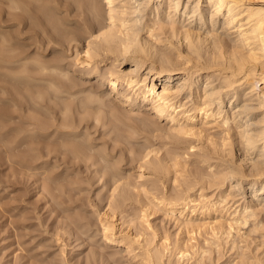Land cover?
Here are the masks:
<instances>
[{
    "label": "bare ground",
    "instance_id": "bare-ground-1",
    "mask_svg": "<svg viewBox=\"0 0 264 264\" xmlns=\"http://www.w3.org/2000/svg\"><path fill=\"white\" fill-rule=\"evenodd\" d=\"M63 11L66 17H57ZM53 15H57V18ZM73 21L81 24L82 34H79L80 29L79 33L74 30L75 26L68 28ZM14 27L19 29L18 36L24 34L25 28L31 30L35 35L34 42L38 44L48 41L65 46L86 40L83 59H76V65H79L77 70L81 79L95 78L97 81L87 91L82 87L84 83H77L74 75L70 77V71L64 69L61 58L56 57L45 63L35 58L36 55L35 59L30 60L24 49L13 47L17 43L14 41L17 34L15 37L2 32L0 68L5 66L3 62L14 66L25 60V69L20 71L28 76L20 73L22 83L19 84L24 89L33 90L31 97L25 100L16 88L8 89L13 97L12 105L20 110L16 132L11 135L14 136L15 146L12 148L9 144L13 152H8L12 153V162L18 169L31 176L44 170L42 173L45 176L54 178L52 172L55 171L51 172V167L45 169L40 165L53 159L75 168L80 162L86 165L91 162L89 169L99 164L98 160L94 161V152L78 138L82 123H88V120L92 122V117L97 122L101 121V115H104L102 111L107 113L105 118H114L117 123L122 121L128 128L131 126L127 141H132L135 134L137 138L144 133V137L150 139L149 134L162 133L164 127H161V122L165 120L167 130L163 136L171 140L169 145L174 144V150L170 149L172 146L167 147V151L168 148L173 151L165 152L169 158L168 154H171V162L174 163L171 168H185L189 162L183 165L185 155L195 158V164H198L196 172H191V180L179 181L181 175L178 173L177 179L175 175L172 176L176 186L171 195V192L153 186L149 202L142 205L144 213H141L140 221L145 223V230L152 234L149 240L146 232L135 235L131 234L132 229H127V232L131 231L129 234L118 235L116 210L130 203V188L139 187L117 172L120 168L118 160L117 163L110 162L113 165L105 166L107 170L103 168L101 173L103 177L108 174L102 186H110L111 192L109 196L106 195L108 209L101 220L105 242L125 246L132 253L137 249L136 244H140V236H146V241L142 239L146 243L141 242L144 245L142 253L138 255L144 264H167L165 258H168V264H194L191 260L198 256L208 259V264H224L220 260L226 246L229 251L239 252L238 256L233 255L238 257L236 262L232 260L230 264H264V240L258 242L264 239V0H0V30ZM26 60L32 61V64L29 65ZM103 63H107L104 68ZM123 66L127 69H122ZM74 68L72 70H76ZM105 86L107 90H104ZM47 88H56V94L49 96ZM4 89L7 90L6 85ZM63 93L66 94L65 100L53 105L52 100ZM79 94L83 97L85 94L84 100L82 97L78 101ZM117 102L125 108L123 112L121 108L118 111ZM59 106L60 118L55 111ZM143 108L152 112L155 121L146 116V119L131 118L127 113L132 114L137 109L140 113ZM82 111L85 116L78 118V121L74 113ZM124 119L135 122V125L133 122L125 123ZM126 130L124 128L128 133ZM7 135L9 133L5 132L0 139L3 145L11 139ZM54 135L61 140L62 143L58 141L61 148L54 147L57 144V139L55 143L52 139ZM40 141L48 143L44 145L41 142L44 145L41 146ZM150 143L144 146L140 143L141 149L130 147L134 153L133 159L140 164V179L145 176L143 171L146 166L152 170V174L159 175L170 166L169 158L160 157L161 154L156 156L159 146L155 147L157 150L153 148L155 139L153 144ZM77 167H81V164ZM148 168L146 170L149 171ZM109 173L112 174L110 177ZM146 178L141 180L142 187L144 181H149ZM151 209L162 211L165 218L170 220L167 221L175 223L179 231L178 234L174 233L175 239L170 237L175 236L171 233L160 238L162 234L159 229L154 228L153 221H149L148 212ZM140 227L142 230V224ZM199 237L203 238V243ZM216 253L218 258H215ZM195 264H199V261Z\"/></svg>",
    "mask_w": 264,
    "mask_h": 264
},
{
    "label": "rangeland",
    "instance_id": "rangeland-1",
    "mask_svg": "<svg viewBox=\"0 0 264 264\" xmlns=\"http://www.w3.org/2000/svg\"><path fill=\"white\" fill-rule=\"evenodd\" d=\"M51 6H53V4H51ZM50 13H51V11L49 10V14ZM62 13H64V11ZM62 13H59L60 16L59 15L58 16L56 15V16L59 18H63V16L66 17V14L64 13L65 14L64 15ZM52 14H50V15H52ZM53 16H55V15H53ZM74 24H76V25H74ZM80 25H81L80 23L77 24L73 21L72 26L68 27V28L71 29V28H73V26H75L74 30L76 29V31L79 33V31L82 28ZM76 26H78V27H76ZM3 31L5 33H11L14 36L17 34L16 35L17 37L15 36L16 38L14 40L17 43L13 47H15V48L19 47V49L22 51L24 49L26 54H28L30 56V58H31L30 60L38 57L39 58V59L37 58L38 60H40L42 62L44 60L45 63H48V62H50V60L52 61L56 57H59L62 60V65H63L64 69L65 70L67 69L68 71H70L69 72V75H71L70 77H72V75H74L73 78L77 83L79 82V84H81V85H82V83H84V85L82 86L84 89H86L88 91L90 89L88 87L93 88L94 85L96 84L97 81L95 80V78H91L89 80L88 79L84 80L83 78L81 79V75L77 70L79 65H76L77 64L76 59L82 58V55L84 54L83 52H84L85 48L87 47V43H86L87 41L86 40H82L81 42H79L80 45L78 43L73 42L70 45L67 44L65 46H61L58 44H54L53 42H50L51 43L50 44L48 41H46L45 44H41V43L38 44L39 42L38 43L34 42V41H36V39H34L35 35H32V33L30 32L31 30H28V28H25L23 30L24 34L20 35V36H18L19 29L17 27L7 28L6 30H2V31L0 30V35L2 34ZM81 32H82V30L80 31L79 34H82ZM33 34H35V32H33ZM0 44H1V42H0ZM46 44H48L49 46ZM67 48L70 50H68ZM79 53H80V55L78 56ZM79 57H81V58H79ZM47 60H48V62H47ZM24 61L19 62L14 66H11L9 63L3 62L5 66L3 68H0V87H2V89L0 88L1 89L0 90V114H1V112L2 113L4 112L3 114L0 115V124H1L0 125V139L2 138V135L5 134V132L9 133V135L6 136L7 138H10V136L13 133L15 134V132H16L15 127H17V124L19 123V120H17V117L19 115L20 110H19L18 106H17V108H18L17 109L16 105H12L13 101H11V100L13 97H11L9 95L10 94L9 91L15 90V88H16V91L19 90V92H21L20 95H23L26 98V99L24 98L25 100L30 98L31 93H33L32 89H30V88L24 89L25 87H21V85L19 84V83H22L21 82L22 79H20V77H22V75L20 73H22L23 76H28V74L26 75L25 73H23V71H20V70L25 69V65L23 64V63H25ZM26 61L28 62V60H26ZM29 62H28V64L31 65L32 61H29ZM74 62H76V63H74ZM7 64L9 65V67H7L8 66ZM103 64H102L103 68L106 67L107 63H103ZM20 66H22V67H20ZM72 68L76 69L77 71L72 70ZM122 69H127V67L123 66ZM13 71H14V73H13ZM17 71L18 72L20 71V72L18 73ZM73 71H75V72H73ZM3 74H5V75H3ZM14 75H16V76H14ZM12 78L17 79V80H14ZM13 81H14V83H13ZM16 81L18 84L16 83ZM5 85H6L7 90L6 89L3 90V86L5 88ZM17 86H18V88H17ZM107 88L108 87L105 86L104 90L105 89L107 90ZM8 89H9V91H8ZM55 90H57V89L56 88H47L46 89V91H48L49 96L55 95L56 94ZM24 93H25V95H24ZM58 96L59 97L52 100L53 105L58 104V103L60 104L66 98V94H64V93L58 94ZM77 97L80 98V99L78 98L79 99L78 101H80L82 99L83 95L79 94ZM84 97H85V94H84ZM84 97L82 100H84ZM7 98H9V100ZM5 100H7L8 103ZM116 105H118L117 106L118 111L120 108H121L122 112L125 110V108L122 107L121 103L118 104V102H117ZM58 110H60V106L55 110L57 112V116L60 118L61 114ZM15 111H17V113ZM142 111L143 112L138 113L139 110L137 109L134 112H132V114L130 112H127V113H129L130 117L131 116L137 117V118L139 117L141 119H146V117H149L151 120L154 119L153 121H155V117H153V114L151 111L144 110V108L142 109ZM5 112L8 114L6 115ZM147 112H148V114H146ZM141 113H143V114H141ZM102 114L105 115L107 113L102 111ZM135 114H136V116H135ZM137 114H139L140 116L139 115L137 116ZM104 115H101V119H100L101 121H99V122L95 121L94 117H92L93 119L89 118V119H91L92 122H90L88 120V123H86V122L82 123V125L79 128L80 129L79 134L81 136H79L80 139L78 138V140H80L81 143L83 142L86 147H89V150H91L92 153L94 152L93 153L94 161L98 160V162H99V164L97 163L95 166H92V168H90V169H89V166H91L90 165L91 162L89 163V165H86L84 162L77 163V165L81 164V167H77V165H76V168H75V167H72L73 165H71V164L66 165L65 162H63V161L57 162L56 159H53L46 164L43 163L44 165L41 164L40 167H45V169L46 168L48 169L49 167H51V168H49V170L51 172L52 171L56 172V173L52 172L55 174L54 178L50 177L49 175H47L48 177L45 176V174L42 173V172H44V170H42V172L37 174V175L35 174L36 176L35 175L31 176L30 174H27V173L21 171L20 168L18 169L17 166L13 164L14 162H12L13 161L12 156H11L12 153L11 154L8 153V152H13L10 149L11 147L9 144H11L12 148H14L15 143H13V139H12L14 136H11V139H8L9 140L8 144H7L8 141L7 140L5 141V143L9 146H6L5 143H4L5 145H3V143L0 142V264H104L106 261L107 262L105 264H144L141 261L142 258L138 255H140L142 253V250H143L142 248L144 246L143 244L146 243L144 241H146V238H148V239L152 238V237H150L152 234H149V233H151L150 231L147 232V230H145V227H144L145 223H141L142 222L141 216L143 215L141 213H144L142 211L143 210L142 205L147 203V201L149 202V199H150L149 193H150V191L153 192V189L155 188V186L159 187L162 191L163 190L166 191L167 193L171 192V193H169V195H171L172 189H174L176 186L174 184L175 182L173 183V180L175 181V179H177V177H178V176H176L177 173H178V175H181L180 177H178L179 181L180 180L184 181L183 179L191 180V178L193 177L191 172L192 173L196 172L195 169L197 168L198 164L197 163L195 164V161H194L195 158L194 157H187L184 155L182 158V162L184 161L183 165L186 164L185 162L189 161L187 163V166H185V168H184V166H182V168L184 170L181 167L180 168L174 167V169L178 170V172H177V170H174L173 167L171 168V166H173V164H174L173 162H171V160H172L171 154L167 153L168 155H170V158H169V156L167 157L165 152L173 151L174 150L173 149L174 144L171 145L172 144L171 143L169 145L168 143H170L171 140H169V138H165L166 136L165 137L163 136L165 134L164 133L165 130H167V127H166L167 122L165 120H163L161 122V127H164V130L163 131L161 130L162 133H160V131L159 132L157 131L154 133V135L157 134L159 136V138L157 135H156L157 137H155L153 134H149L148 137H150V139H151V143H150L149 142L150 139H146L144 137V133L143 134L140 133L145 139L143 137L139 138L141 135L137 136V138H136V134H135V136L132 135V138H134L132 141H130L131 139L128 140L129 143L132 142L129 144L126 139L130 138L128 136L131 135L130 134L131 126L128 128V125L124 126L122 124V121H118V123H117V120H115L116 121L115 122L114 118H113V120L109 119L111 117H108V116H107L108 118H105ZM74 116L76 119H78V118L81 119L85 116V113L83 111L78 112V113L75 112ZM14 118H16V120ZM47 118H51V116L47 117ZM149 118L147 120H149ZM8 119H10L11 122L9 120V123H8L7 122ZM13 119H14V121H13ZM79 119H78V121H79ZM48 120H50V119H48ZM114 122H115V124H114ZM124 122L126 123L127 121L125 120ZM132 122L128 121L127 123L130 124ZM4 123H5V125H4ZM133 123L135 125V122H133ZM87 125H88V127H87ZM164 125H166V126H164ZM92 126L94 128H92ZM86 127L88 129H86ZM10 128H12L11 129L12 131L10 130ZM110 128H111V130H110ZM124 128H125V130L127 129L126 131H128V133L124 131ZM8 130H10L11 132H9ZM140 132H142V131H140ZM116 133H117V135H115ZM92 134H93V136H92ZM160 134H161V136H160ZM83 135L85 137H82ZM88 136H90V137H88ZM62 137H64V136H62ZM162 137H164V138L162 139ZM122 138H123V140H122ZM49 139H51V138H49ZM52 139H53L54 143L56 141L55 139H57V141H56L57 144L53 143L54 147H56V146H57L56 148L62 147V145L60 146V143H58V141L61 142V140H58L59 138H56V136L54 135ZM154 139H155V143L157 142L156 144L154 143ZM165 139H167V140H165ZM67 140L69 141L68 138H67ZM118 140H120V143H118L119 142ZM152 140H153V142H152ZM71 141H73V140H71ZM41 142H43L44 145H46V143H48L47 141H45V142L40 141V144H41ZM145 142H149L150 144L154 143L153 148L155 150H157V148H158V154L156 156L159 157V155L161 154L162 156L160 155V157L167 158V159L169 158L168 159V166L169 165L170 166H169L167 171H163V173L161 172L160 175L154 173L156 176L154 174H152L153 173L152 170L146 166L144 168L145 171H143L144 175H145L144 178L145 177H147L146 179L149 178V181L145 179L147 182L144 181L143 183L144 184L146 183L145 184L146 186L143 184V187H142L141 184H142V181L144 178L140 179V174H141V169L139 167L140 164L137 162V160L133 159L134 153L130 150V147H134L136 149H141L140 146H142V145L144 146V145L149 144V143H145ZM43 143L41 144V146H44ZM140 143L141 144L143 143V144L141 145ZM157 146H159V147H157ZM170 146H172L170 149H173V150H170L168 148L169 151H167V147H170ZM155 147H157V148H155ZM161 147H162V149L160 150ZM127 148H129V149H127ZM100 150H101V154H100ZM112 151H114V152H112ZM91 152L89 151V153H91ZM121 153H123V154H121ZM164 153H165V156H164ZM104 155H106V156L104 157ZM121 155H123V156H121ZM97 156H99V157H97ZM153 156H155V155H153ZM102 157L106 160L104 161V159ZM100 160H102L101 161L102 163H100ZM116 161L118 162L119 167H120L119 168L120 171L117 169V172H119V174H121V176H124L123 178H125V177H126V179L129 178L130 181L133 183V185L135 184L139 187L137 189H134V188L132 189V187L130 188L131 190H130V192L129 191L128 192L130 193L129 195L131 197L132 202L131 201H130V203L128 202L126 207L120 208V210L119 209L116 210V213H115L116 220H117L116 224L118 225L117 226L118 227L117 228L118 235H120V233H122V235H124L125 232L127 234H129L131 231H132L131 234H135V235L136 234L141 235L145 232L147 233L148 237H146V236L143 237V235L140 236L141 237L140 244H138V245L136 244V247L138 249V250L136 249V251H141L139 253L136 251L129 253V251L127 250V248L125 246L122 247V246H118L117 244H114V243L109 244V243L105 242L104 237H103V232L101 231L102 230V224H101L102 214L108 209V197L107 196H109L111 193L110 192V186H106V188L104 186H102V185H104L103 182L106 180V178H108V174L105 177H103L104 174H101V173H103L102 169L105 166L109 167V166L113 165V163ZM110 162H113V163H110ZM192 162H193V164H192L193 167H192V165L190 167V164ZM51 165L53 166V169H52ZM189 167H190V169H189ZM78 168H80V169H78ZM146 168H148L149 171L146 170ZM198 168L201 169L202 167H198ZM206 168H207V166H206ZM56 169H57V171H56ZM97 169H99V170H97ZM104 169H106V168H104ZM180 170H183V171H180ZM86 171H88L89 174H87L88 172H86ZM97 171L99 173H97ZM51 172H49V173H51ZM110 175H112V174L109 173V177H110ZM174 175H175V179H173ZM154 176L156 178H154ZM45 177H46V179H45ZM49 177L52 179H50ZM93 178H94V180H93ZM160 178H163V180ZM58 179H60V180H58ZM134 179H136V180H134ZM68 180H70V181H68ZM157 180H159V181H157ZM100 181H102V183ZM154 181H157V183ZM160 181H163V182H160ZM151 182H153L154 184ZM164 182H166V183H164ZM57 184H58V187H57ZM176 184H177V182H176ZM93 185H95V186H93ZM159 185H161V187ZM70 186H71V188H70ZM75 186H77V187H75ZM150 186H152V187H150ZM153 186H154V188H153ZM59 187L60 188L63 187V188L60 189ZM168 187H169V189H168ZM104 188L107 191L104 190ZM141 188H143V189H141ZM59 190H60V192H58ZM99 190H100V193H99ZM140 190L143 192V194ZM146 190H147V192H146ZM101 193H103L102 196H100ZM99 198H101V199H99ZM132 198H133V200H132ZM138 199L140 202L138 201ZM93 200H95V201H93ZM100 202H102V203H100ZM137 202H139L141 204H139ZM92 205H94V206L92 207ZM100 205H102V207ZM101 209L103 210V212ZM136 209H138V210H136ZM139 209H141V210H139ZM151 210L152 211L148 212V213H150L149 221L150 222L153 221L152 225L154 226V228L159 229L160 235L162 234L160 236V238L163 237V235H166V233L167 234L171 233L175 236L171 235L170 237H173L172 239H175L176 234L179 233L178 229L176 228L175 223L173 221L169 222L170 220L168 218L167 219L169 221H167V219L163 215L162 211L157 212L158 211L157 209L156 210L151 209ZM161 212H162V214H161ZM98 213L100 214V216ZM139 217H140V219H139ZM161 222H163V223H161ZM88 224H89V226H88ZM123 224H124V226H123ZM140 224H142V227L144 228V229L142 228V230L143 231L145 230L144 232L141 230ZM138 225H139V227H138ZM173 225H175V226H173ZM160 226H162V227H160ZM139 228H140V230H139ZM160 228H163V229L161 230ZM164 228H167V229H164ZM127 229H129V230L132 229V230L127 232L128 231ZM168 229H169V231H167ZM140 231L142 233H140ZM177 231H178V233H177ZM80 232H81V234H80ZM175 232H176V234H174ZM182 235L184 236V234H182ZM80 236H81V239H80ZM199 238H200L199 241L201 243H203V238L202 237H199ZM261 240L263 241L264 239L261 238L258 240V242H260ZM84 241H85V243H84ZM141 242L142 243L144 242V243L141 244ZM253 247H255V246H253ZM225 250L227 253L225 252ZM94 251H96V252H94ZM97 251H98V253H97ZM223 251H224V253L222 254L223 258H221L222 260H220L221 261L220 263L230 264V263H233L232 260L235 261L236 259H238L237 253H239V252L236 253L235 250H234V252L229 251L228 246H226V249H224ZM113 252H114V255H113ZM230 254H232V255H230ZM234 254H236L237 256L235 255L236 257H234L233 256ZM214 255H215V258H218V256L216 257V255H218L217 253ZM87 257L88 258L90 257V259H88ZM100 257H101V259H100ZM106 257H107V259H106ZM197 258H198L199 264H208L209 263L208 259H206V258H202L200 256H198ZM196 259L191 260V262L194 264L197 263L198 261ZM113 260H114V262H113ZM229 260H230V262H229ZM165 261L168 264V261H169L168 258H165ZM224 261H227L228 263H226ZM184 263L187 264L186 262H184Z\"/></svg>",
    "mask_w": 264,
    "mask_h": 264
}]
</instances>
